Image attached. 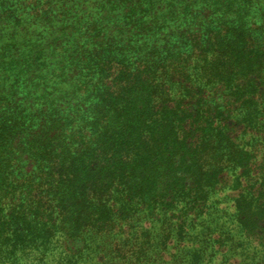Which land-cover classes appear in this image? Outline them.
<instances>
[{"label":"trees","instance_id":"1","mask_svg":"<svg viewBox=\"0 0 264 264\" xmlns=\"http://www.w3.org/2000/svg\"><path fill=\"white\" fill-rule=\"evenodd\" d=\"M138 254L264 264V0H0V264Z\"/></svg>","mask_w":264,"mask_h":264},{"label":"rangeland","instance_id":"2","mask_svg":"<svg viewBox=\"0 0 264 264\" xmlns=\"http://www.w3.org/2000/svg\"><path fill=\"white\" fill-rule=\"evenodd\" d=\"M166 228V227H165ZM164 228V229H165ZM164 229L163 228H161V229H159V230H157V232L156 233H154L153 234V236L155 235V236H157L156 238H155V240H154V247H157V248H159V246H160V242L159 241H163L164 239H165V237H166V233L164 232ZM166 230V229H165ZM168 232V231H167ZM142 253V252H141ZM143 254V253H142ZM137 256H139V258L137 257V259H138V261H140L141 262V264H144L145 263V260H144V257H143V255H137ZM143 257V258H142ZM100 258V257H99ZM236 258H238V256L236 257ZM236 258L234 259V260H236ZM240 259H243V258H240ZM234 260H231V262L232 261H234ZM250 260V259H249ZM94 261H96V259L94 258ZM248 262V261H247ZM156 263H160V260L159 259H157L156 260ZM171 263V262H170ZM249 263V262H248ZM146 264H149V262L148 261H146ZM209 264H228V263H226V260L225 259H223L222 257H220V259H217V260H215V261H213V262H211V263H209Z\"/></svg>","mask_w":264,"mask_h":264}]
</instances>
